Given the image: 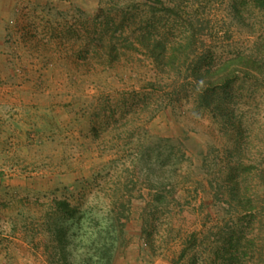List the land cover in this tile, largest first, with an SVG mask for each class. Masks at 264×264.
<instances>
[{
	"label": "rangeland",
	"instance_id": "obj_1",
	"mask_svg": "<svg viewBox=\"0 0 264 264\" xmlns=\"http://www.w3.org/2000/svg\"><path fill=\"white\" fill-rule=\"evenodd\" d=\"M160 1L0 0V110L32 167H0V264H264V11ZM113 216L105 254L86 240Z\"/></svg>",
	"mask_w": 264,
	"mask_h": 264
},
{
	"label": "trees",
	"instance_id": "obj_2",
	"mask_svg": "<svg viewBox=\"0 0 264 264\" xmlns=\"http://www.w3.org/2000/svg\"><path fill=\"white\" fill-rule=\"evenodd\" d=\"M157 2L161 3L160 0H157ZM252 2L261 10L264 11V0H252ZM168 10V9H167ZM140 41L143 45L146 46V48L149 50V52L151 53L152 57L155 60H159L160 56L162 55L163 52H165L166 50V46L164 44V42L161 39H154L153 38V32L149 29H147V31H144L141 34V38ZM229 63H225L220 69L219 71L224 72L222 78L219 81H222L224 83V87L225 90L226 88H228L230 86V81L233 78V75L235 74L234 71L229 69ZM210 72V69L208 68V70H206V74L209 75V77L213 76V74ZM195 76H197L196 71L194 72ZM211 91L213 93L214 90H209L206 89L204 91H201L199 94V97L202 99V102H204L205 105H207L208 107H211L212 105H215V103L212 100V95H211ZM217 108L219 109L218 104L215 105V109L217 110ZM223 114V117L226 119V121L228 123L231 122L232 120V115L233 112L230 108L225 107V108H221L220 111ZM229 182H233V175H230L228 178ZM229 187H231L230 189L235 190V187L229 185ZM229 189V190H230ZM232 192V191H231ZM156 200H158V196H156ZM55 205L58 209L68 212L71 209H74L73 207L70 206V204L66 201V200H57L55 201ZM107 222H110L106 227H105V231H103V233H105L103 236H96L95 238H92L91 236H89V238H87L88 240H86L88 244H90V246L96 247L94 248L95 250L98 251H103L105 254H107L108 251L112 250L115 245L116 242L118 241L120 235L122 234L121 232L117 234L116 231V222H120L121 218L120 216H113L110 218L106 219ZM100 251V252H101ZM228 256L225 257V255L223 256L226 260L225 264H234L233 263V256L232 252L226 254ZM107 257V256H106ZM108 259H110V255H108ZM79 264H100V262H92L91 260L86 261H81L79 262Z\"/></svg>",
	"mask_w": 264,
	"mask_h": 264
},
{
	"label": "crops",
	"instance_id": "obj_3",
	"mask_svg": "<svg viewBox=\"0 0 264 264\" xmlns=\"http://www.w3.org/2000/svg\"><path fill=\"white\" fill-rule=\"evenodd\" d=\"M28 126L21 114L8 119L0 110V167L14 172L12 176L15 178H25L32 168L24 162L30 153L27 148L28 135L25 132ZM38 134L40 135L39 132ZM15 163L19 165L15 166Z\"/></svg>",
	"mask_w": 264,
	"mask_h": 264
}]
</instances>
